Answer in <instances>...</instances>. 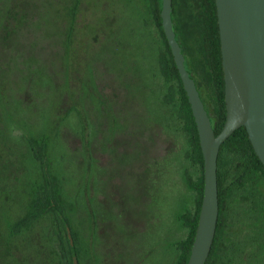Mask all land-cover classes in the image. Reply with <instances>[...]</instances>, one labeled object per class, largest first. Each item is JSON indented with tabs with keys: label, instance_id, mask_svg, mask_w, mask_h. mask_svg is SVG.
I'll use <instances>...</instances> for the list:
<instances>
[{
	"label": "rangeland",
	"instance_id": "374dc122",
	"mask_svg": "<svg viewBox=\"0 0 264 264\" xmlns=\"http://www.w3.org/2000/svg\"><path fill=\"white\" fill-rule=\"evenodd\" d=\"M195 1L178 7L177 17L186 25ZM78 4L70 57L64 42L52 45L34 28L26 48L0 46V68L10 86V104H0V110L11 112L9 128L22 133L18 139L11 135V174L17 167L20 172L13 181H41L27 138L44 140L46 169L80 236L98 240L100 231L108 234L120 243L125 264H177L189 234L182 216L194 211L191 181L200 171L179 121L175 84L161 72L166 47L150 0ZM56 9L50 1L41 9L45 32L60 29ZM193 30L185 38L194 62ZM232 166L224 179L225 233L231 242L218 264H264V252L254 245L263 190L255 180L235 183Z\"/></svg>",
	"mask_w": 264,
	"mask_h": 264
},
{
	"label": "trees",
	"instance_id": "16d2710c",
	"mask_svg": "<svg viewBox=\"0 0 264 264\" xmlns=\"http://www.w3.org/2000/svg\"><path fill=\"white\" fill-rule=\"evenodd\" d=\"M46 1L55 3L56 10L61 11L57 23L60 29L55 32L42 30L44 25L41 14ZM185 3L186 0H172L171 20L175 38L185 59L184 52H188L185 35H187V30L194 29L192 35L197 41L198 60L193 62L189 52L188 56L191 63H195V67L203 75L209 77L212 99L208 100V112L206 111V113L210 116L211 127L214 134L217 135L223 127L226 110L216 7L214 0H196L195 14L191 8L186 25L177 17L178 7ZM5 4L0 8V46L2 49L12 47L17 51L22 47L26 48L24 43L28 41L29 28H34L35 31L46 35L52 45L64 42L67 51L66 57H70V53L73 54L71 46L74 41L73 27L79 13L78 0H6ZM150 7V15L153 17L166 47L161 72L166 81L175 84L176 95L180 102L179 121L192 136L189 141L192 149V161L198 165L200 171L199 178L196 181H191L196 191L194 211L182 216L184 224L189 228V234L180 244L181 252L177 264H186L194 240L202 200L203 158L188 98L161 27V0H150ZM180 39L184 49L179 43ZM201 58L204 66H202ZM187 72L189 73V71ZM9 88L10 86L7 88L4 72L0 68V104L4 107L10 104L8 100L10 96L7 94ZM178 98L176 97L175 100ZM10 114L11 112L5 111L4 113L0 110V125H2V127L0 126V264H73L72 246L66 227L70 230L78 264H125V255L121 247H118L120 243L115 244V241L109 240L108 234L103 232L101 234L100 231L98 240H87L80 236L68 214L70 206L60 198L58 185L46 169L44 140L27 138L33 159L41 166V181L33 185L26 182L16 183L20 172L17 167V173L11 174V129L8 126V121L6 122L7 115L11 122ZM84 128L85 126L82 128L83 131ZM83 133L82 137L84 138ZM17 156L19 157L18 153ZM229 158L237 175L235 183L242 186L255 180L254 182H257L258 187L263 190L260 193L264 194V165L256 156L245 128L240 127L219 148L216 170L218 217L212 247L205 264H218L220 258L225 256L222 253L223 250L231 242V238L225 233L226 189L224 179L227 166L230 163H228ZM256 214L260 215L262 219L264 207L257 208ZM43 221H46L47 224L39 228L38 225ZM256 222L254 239L257 237V242L259 237H262L263 231L258 230L260 221L257 219ZM254 245L256 252H264V244L259 243L257 246L254 243ZM221 246L223 249L219 252Z\"/></svg>",
	"mask_w": 264,
	"mask_h": 264
},
{
	"label": "water",
	"instance_id": "95a60500",
	"mask_svg": "<svg viewBox=\"0 0 264 264\" xmlns=\"http://www.w3.org/2000/svg\"><path fill=\"white\" fill-rule=\"evenodd\" d=\"M224 81L225 121L215 135L171 20L172 0H161V27L178 70L198 132L203 158V192L194 240L186 264H205L212 247L217 217V158L232 133L244 127L252 148L264 165V0H214ZM72 262L78 264L70 230Z\"/></svg>",
	"mask_w": 264,
	"mask_h": 264
},
{
	"label": "flooded vegetation",
	"instance_id": "af4514ba",
	"mask_svg": "<svg viewBox=\"0 0 264 264\" xmlns=\"http://www.w3.org/2000/svg\"><path fill=\"white\" fill-rule=\"evenodd\" d=\"M177 36H178V34H177ZM179 43L183 47L181 39L179 40ZM183 49H184V47H183ZM184 54H185V59H186L185 67H186L187 71H189V73H190L191 79H192V81L194 83V87H195V89H196V91L198 93L199 99H200V101H201V103L203 105L204 110L208 112V100L210 98L212 99V97H211L212 93H211V90H210V87H209V82H210L209 81V77L207 75L206 76L203 75L202 72H200L195 67L196 66L195 63H193V62L191 63V59L188 56V52L187 51H185ZM201 63H202V66H204V62H203L202 58H201ZM183 130L185 132L184 134L188 137V139L190 141L192 136L190 135L189 131H186V129H184V128H183ZM258 230H262L263 232H262V237H259L257 242H256L257 237L254 239V243L257 246H258L259 243L260 244H264V215H263V218L261 219V222H260V224L258 226ZM221 249H223L222 246L219 248V250H220L219 252H221ZM219 252H218V254H219ZM222 260H223V258H222ZM239 264H241V261H239Z\"/></svg>",
	"mask_w": 264,
	"mask_h": 264
},
{
	"label": "clouds",
	"instance_id": "9594fccd",
	"mask_svg": "<svg viewBox=\"0 0 264 264\" xmlns=\"http://www.w3.org/2000/svg\"><path fill=\"white\" fill-rule=\"evenodd\" d=\"M11 135L14 139H18L20 135H22L21 132H19V130L15 129V127L13 126V128L10 130Z\"/></svg>",
	"mask_w": 264,
	"mask_h": 264
}]
</instances>
